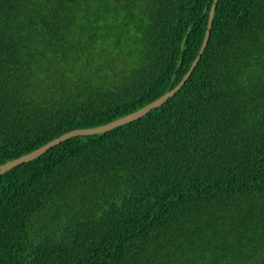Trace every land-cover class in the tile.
<instances>
[{
	"label": "trees",
	"instance_id": "16d2710c",
	"mask_svg": "<svg viewBox=\"0 0 264 264\" xmlns=\"http://www.w3.org/2000/svg\"><path fill=\"white\" fill-rule=\"evenodd\" d=\"M214 0H0V165L172 90ZM0 264H264V0H218L181 89L0 177Z\"/></svg>",
	"mask_w": 264,
	"mask_h": 264
},
{
	"label": "water",
	"instance_id": "95a60500",
	"mask_svg": "<svg viewBox=\"0 0 264 264\" xmlns=\"http://www.w3.org/2000/svg\"><path fill=\"white\" fill-rule=\"evenodd\" d=\"M217 1L218 0H214L213 6H212V9L210 12L208 27H207L205 39L203 41V46H202L199 54L197 55L195 61L193 62L191 68L189 69V71L186 73L184 78L181 80V82L177 86H175L172 90L166 92L164 95L157 98L156 100L145 105L144 107H142V108H140V109H138L132 113H129L123 117H120V118L115 119L111 122H108L106 124L99 125L96 127L78 128V129L70 130L68 132L63 133L61 136L56 137L53 140L47 142L45 145L39 147L38 149L33 150L30 153H27L25 155H22V156L16 158V159H13V160H10L4 164H1L0 165V177L2 176V174H4L9 169L40 156L41 154H43L44 152H46L47 150H49L53 146L58 145L62 141L66 140L72 136L85 135V134H97V133L106 132V131L111 130L115 127H118L120 125L126 124L128 122H131L133 120H136V119L142 117L148 111H150L151 109L161 105L162 103L167 101L171 96L175 95L181 89V87L185 84V82L188 80L189 76L192 74L193 70L195 69V67L199 63V61H200V59L204 53V50H205V48L208 44V40L210 38L211 29H212V25H213L214 12L216 9Z\"/></svg>",
	"mask_w": 264,
	"mask_h": 264
}]
</instances>
